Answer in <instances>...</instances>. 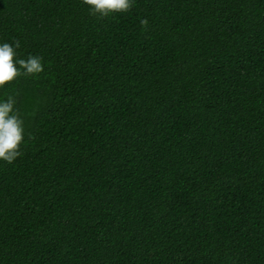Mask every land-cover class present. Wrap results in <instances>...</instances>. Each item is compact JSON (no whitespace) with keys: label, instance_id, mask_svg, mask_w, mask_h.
Returning a JSON list of instances; mask_svg holds the SVG:
<instances>
[{"label":"trees","instance_id":"obj_1","mask_svg":"<svg viewBox=\"0 0 264 264\" xmlns=\"http://www.w3.org/2000/svg\"><path fill=\"white\" fill-rule=\"evenodd\" d=\"M16 40L0 264H264V0H0Z\"/></svg>","mask_w":264,"mask_h":264},{"label":"clouds","instance_id":"obj_2","mask_svg":"<svg viewBox=\"0 0 264 264\" xmlns=\"http://www.w3.org/2000/svg\"><path fill=\"white\" fill-rule=\"evenodd\" d=\"M90 9V14L100 18L115 13H128L133 9L135 0H83ZM142 30H147L149 20L140 21ZM20 41L0 43V91L14 84L21 77H38L45 71L43 57L29 55L27 59L19 58L17 49ZM18 99L13 95L0 101V160L12 164L23 153L21 146L25 143V120L16 106Z\"/></svg>","mask_w":264,"mask_h":264}]
</instances>
